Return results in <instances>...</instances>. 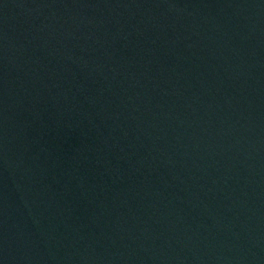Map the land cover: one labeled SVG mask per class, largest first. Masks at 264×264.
I'll list each match as a JSON object with an SVG mask.
<instances>
[{"label":"water","instance_id":"water-1","mask_svg":"<svg viewBox=\"0 0 264 264\" xmlns=\"http://www.w3.org/2000/svg\"><path fill=\"white\" fill-rule=\"evenodd\" d=\"M0 264H264V0H0Z\"/></svg>","mask_w":264,"mask_h":264}]
</instances>
